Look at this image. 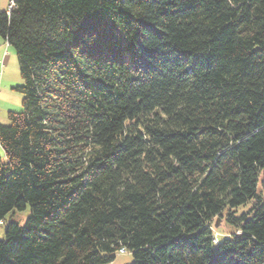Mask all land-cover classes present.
Wrapping results in <instances>:
<instances>
[{"label":"trees","instance_id":"obj_1","mask_svg":"<svg viewBox=\"0 0 264 264\" xmlns=\"http://www.w3.org/2000/svg\"><path fill=\"white\" fill-rule=\"evenodd\" d=\"M0 36V264H264V0H17Z\"/></svg>","mask_w":264,"mask_h":264},{"label":"rangeland","instance_id":"obj_2","mask_svg":"<svg viewBox=\"0 0 264 264\" xmlns=\"http://www.w3.org/2000/svg\"><path fill=\"white\" fill-rule=\"evenodd\" d=\"M10 0H4L6 8ZM4 50L0 55V124L9 125V112H20L23 110V93L17 88L24 85L19 67V60L15 49L4 43ZM8 48V51L6 50ZM6 50V51H5ZM0 154L4 155V150L0 144ZM31 215V207L28 204L25 209L10 211L2 221H0V238L5 237L6 224L9 222H18L24 224ZM217 238L221 232L228 231L224 222H214L213 224ZM219 228V229H218ZM134 257L131 252H117L115 259L105 264H133Z\"/></svg>","mask_w":264,"mask_h":264},{"label":"crops","instance_id":"obj_3","mask_svg":"<svg viewBox=\"0 0 264 264\" xmlns=\"http://www.w3.org/2000/svg\"><path fill=\"white\" fill-rule=\"evenodd\" d=\"M6 10H7V8H6V5L4 4V0H0V11H6ZM4 43H6L5 39L2 36H0V55H1V52L5 48ZM6 50L8 51V54H9L10 52H9L8 48H6Z\"/></svg>","mask_w":264,"mask_h":264},{"label":"built area","instance_id":"obj_4","mask_svg":"<svg viewBox=\"0 0 264 264\" xmlns=\"http://www.w3.org/2000/svg\"><path fill=\"white\" fill-rule=\"evenodd\" d=\"M16 3H17V0H10V2H9V6H8V8H7V13H8V14L12 11L13 8L16 7ZM6 44H7V46H9V43H6ZM216 241H217V239H216ZM120 252H121V253H125L126 250H125V249H121Z\"/></svg>","mask_w":264,"mask_h":264}]
</instances>
